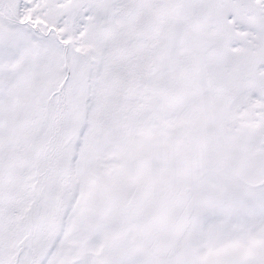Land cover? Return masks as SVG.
Here are the masks:
<instances>
[{
	"label": "snow or ice",
	"instance_id": "6c2138e0",
	"mask_svg": "<svg viewBox=\"0 0 264 264\" xmlns=\"http://www.w3.org/2000/svg\"><path fill=\"white\" fill-rule=\"evenodd\" d=\"M0 264H264V0H0Z\"/></svg>",
	"mask_w": 264,
	"mask_h": 264
}]
</instances>
